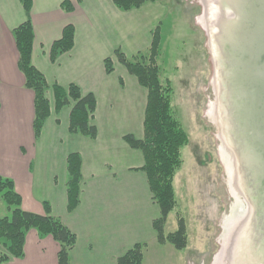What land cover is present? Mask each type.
<instances>
[{"label": "crops", "instance_id": "1", "mask_svg": "<svg viewBox=\"0 0 264 264\" xmlns=\"http://www.w3.org/2000/svg\"><path fill=\"white\" fill-rule=\"evenodd\" d=\"M63 1L32 0L27 14L19 0H0V175L13 180L23 210L45 214L47 203L50 215L75 234L70 264H117L135 243L157 242L152 221L159 209L145 173L137 169L142 153L122 139L127 133L143 137L132 126L143 128L146 90L125 68L116 76L119 63L113 51L121 50L124 12L111 0H68L71 11L61 7ZM27 19L34 35L32 64L47 83H74L95 95L94 139L68 132L70 107L55 113L51 89L46 93L50 115L34 138L33 92L24 86L17 67L13 37V29ZM67 24L75 29L73 47L51 61L50 46ZM107 56L113 59L110 74L103 65ZM72 152L81 157V181L79 203L68 211L66 157ZM57 249L50 235L31 228L25 233L23 256L0 264H57Z\"/></svg>", "mask_w": 264, "mask_h": 264}, {"label": "rangeland", "instance_id": "2", "mask_svg": "<svg viewBox=\"0 0 264 264\" xmlns=\"http://www.w3.org/2000/svg\"><path fill=\"white\" fill-rule=\"evenodd\" d=\"M210 2L155 0L139 9L123 11L124 34L119 43L130 60H140L139 55L147 57L152 31L159 25L156 61L160 78L171 81L172 105L189 137L181 150L182 165L174 177L176 205L164 226L165 234L173 232L177 217H183L187 246L177 250L168 242L149 241L143 249L142 264L245 261L244 243L239 239L245 236L243 225L249 206L237 173L235 153L229 147L231 139L226 135V122L234 119L235 108L230 98L229 103L222 102L228 86L217 75L223 55L218 50L221 37L216 42L210 35L212 23L218 18ZM121 68L124 69L120 64L116 66V76L121 74ZM129 76L136 83V78ZM126 84L129 88V81ZM132 129L136 134L143 133V128ZM8 214L0 196V217Z\"/></svg>", "mask_w": 264, "mask_h": 264}, {"label": "trees", "instance_id": "3", "mask_svg": "<svg viewBox=\"0 0 264 264\" xmlns=\"http://www.w3.org/2000/svg\"><path fill=\"white\" fill-rule=\"evenodd\" d=\"M122 11L139 9L147 2L155 0H111ZM28 14L32 0H19ZM66 11L72 10L68 0L61 3ZM157 25L152 31L149 53L140 60H130L119 48L113 56L127 72L134 76L137 83L146 90V105L143 119V137L137 138L131 133L122 139L133 149L142 153L143 164L137 168L145 173L151 199L159 209V216L152 221L156 240L159 244L170 243L175 249L182 250L187 246V229L185 219L177 217L175 231L165 234L164 226L170 211L176 205L174 177L182 165L181 150L189 142V137L172 105L173 87L169 79L160 78V67L156 58L159 50L160 31ZM75 29L72 24L63 27L61 36L49 49L51 61L62 53L72 49ZM13 37L18 52L17 67L24 76V86L33 92L32 129L37 139L46 119L50 115L51 103L47 90L53 95L52 107L58 113L63 107H70L68 132L94 139L97 128L92 123L96 109V98L92 92L83 93L74 83L66 87L56 83L51 86L45 76L32 64L33 28L29 19L13 29ZM105 72L114 71L113 59H103ZM66 196L67 210L72 211L79 203L81 181V157L78 153H69L66 157ZM0 196L6 204L8 215L0 217V241L4 251L0 253V263L10 258H21L24 254L25 233L34 228L41 235H50L58 244L57 264H70L69 251L73 248L76 236L61 221L50 215V208L44 203L45 214L25 211L21 208V196L15 190L12 179L0 175ZM146 244L135 243L124 254L117 258V264H142L143 249Z\"/></svg>", "mask_w": 264, "mask_h": 264}, {"label": "water", "instance_id": "4", "mask_svg": "<svg viewBox=\"0 0 264 264\" xmlns=\"http://www.w3.org/2000/svg\"><path fill=\"white\" fill-rule=\"evenodd\" d=\"M210 1L218 15L210 35L221 37L223 55L217 75L228 86L222 102L230 98L235 108L226 135L249 206L239 241L244 264H264V0Z\"/></svg>", "mask_w": 264, "mask_h": 264}, {"label": "bare ground", "instance_id": "5", "mask_svg": "<svg viewBox=\"0 0 264 264\" xmlns=\"http://www.w3.org/2000/svg\"><path fill=\"white\" fill-rule=\"evenodd\" d=\"M223 139V138H222ZM224 145V144H223ZM258 253L260 254V252L258 251Z\"/></svg>", "mask_w": 264, "mask_h": 264}]
</instances>
